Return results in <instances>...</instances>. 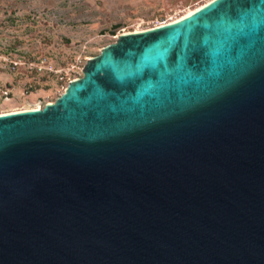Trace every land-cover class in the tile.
Here are the masks:
<instances>
[{
	"label": "water",
	"instance_id": "obj_1",
	"mask_svg": "<svg viewBox=\"0 0 264 264\" xmlns=\"http://www.w3.org/2000/svg\"><path fill=\"white\" fill-rule=\"evenodd\" d=\"M0 264H264V0L121 35L0 115Z\"/></svg>",
	"mask_w": 264,
	"mask_h": 264
},
{
	"label": "rangeland",
	"instance_id": "obj_2",
	"mask_svg": "<svg viewBox=\"0 0 264 264\" xmlns=\"http://www.w3.org/2000/svg\"><path fill=\"white\" fill-rule=\"evenodd\" d=\"M213 0H0V115L54 103L124 34Z\"/></svg>",
	"mask_w": 264,
	"mask_h": 264
},
{
	"label": "bare ground",
	"instance_id": "obj_3",
	"mask_svg": "<svg viewBox=\"0 0 264 264\" xmlns=\"http://www.w3.org/2000/svg\"><path fill=\"white\" fill-rule=\"evenodd\" d=\"M214 1H216V0H213L212 2H209V4L213 3ZM209 4H206L205 6L199 7L196 10L191 11L189 14H187V15L183 16L182 18H179L178 20H176L174 22H171V23L179 22L180 20H182V19H184L186 17H189V16L193 15L194 13H196L197 11L201 10L202 8L206 7ZM168 24H170V23H168ZM36 110H40V108L37 107ZM26 111H29V110H26ZM18 112H21V111H18ZM13 113H16V112H13Z\"/></svg>",
	"mask_w": 264,
	"mask_h": 264
}]
</instances>
